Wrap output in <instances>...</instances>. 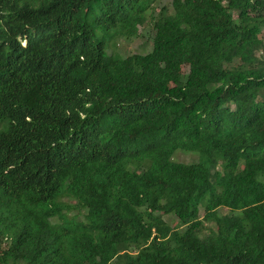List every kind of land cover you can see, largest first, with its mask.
<instances>
[{
  "label": "trees",
  "instance_id": "obj_1",
  "mask_svg": "<svg viewBox=\"0 0 264 264\" xmlns=\"http://www.w3.org/2000/svg\"><path fill=\"white\" fill-rule=\"evenodd\" d=\"M263 31L264 0H0V264H264Z\"/></svg>",
  "mask_w": 264,
  "mask_h": 264
},
{
  "label": "rangeland",
  "instance_id": "obj_2",
  "mask_svg": "<svg viewBox=\"0 0 264 264\" xmlns=\"http://www.w3.org/2000/svg\"><path fill=\"white\" fill-rule=\"evenodd\" d=\"M162 4L168 5L170 0H160ZM142 28H139V31H141ZM262 37L264 38V31L262 34ZM120 39V38H119ZM116 39V50L120 52L123 55L130 54L137 50V47L139 46L140 43H143L146 40L145 36H139L135 39L132 40H126V39ZM264 40V39H263ZM174 160L180 161V162H185V163H190V162H195L197 161V154L195 152H182V151H177L174 154ZM164 219L168 222H170L171 225H175L177 222L176 217L174 216H168L165 215Z\"/></svg>",
  "mask_w": 264,
  "mask_h": 264
}]
</instances>
